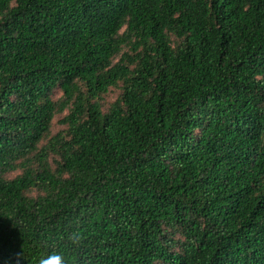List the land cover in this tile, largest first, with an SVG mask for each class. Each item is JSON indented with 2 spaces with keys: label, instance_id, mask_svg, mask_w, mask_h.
<instances>
[{
  "label": "trees",
  "instance_id": "1",
  "mask_svg": "<svg viewBox=\"0 0 264 264\" xmlns=\"http://www.w3.org/2000/svg\"><path fill=\"white\" fill-rule=\"evenodd\" d=\"M76 226L69 264H264V0H0V257Z\"/></svg>",
  "mask_w": 264,
  "mask_h": 264
},
{
  "label": "clouds",
  "instance_id": "2",
  "mask_svg": "<svg viewBox=\"0 0 264 264\" xmlns=\"http://www.w3.org/2000/svg\"><path fill=\"white\" fill-rule=\"evenodd\" d=\"M59 241L60 250L50 251L40 259L39 264H69V257L64 249L81 254L88 247V236L80 226L65 230L60 235ZM84 259L86 264H90L88 257ZM23 261V252L15 253L7 262H3L2 257H0V264H23Z\"/></svg>",
  "mask_w": 264,
  "mask_h": 264
},
{
  "label": "rangeland",
  "instance_id": "3",
  "mask_svg": "<svg viewBox=\"0 0 264 264\" xmlns=\"http://www.w3.org/2000/svg\"><path fill=\"white\" fill-rule=\"evenodd\" d=\"M61 94L57 93V97H59ZM119 96V91L116 90V89H112L108 94L107 96L105 97V103L108 104V103H111L113 102L114 100L117 99V97ZM56 97V98H57ZM57 122V119L55 120V123ZM59 125L58 123L55 124V128L54 130L57 131L59 129Z\"/></svg>",
  "mask_w": 264,
  "mask_h": 264
}]
</instances>
